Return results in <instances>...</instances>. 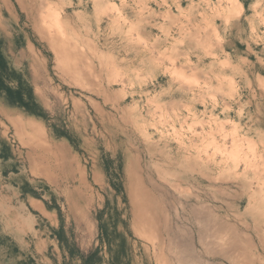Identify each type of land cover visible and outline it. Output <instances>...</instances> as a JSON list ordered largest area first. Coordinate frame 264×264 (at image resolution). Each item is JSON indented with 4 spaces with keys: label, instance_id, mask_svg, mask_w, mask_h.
Here are the masks:
<instances>
[{
    "label": "rangeland",
    "instance_id": "1",
    "mask_svg": "<svg viewBox=\"0 0 264 264\" xmlns=\"http://www.w3.org/2000/svg\"><path fill=\"white\" fill-rule=\"evenodd\" d=\"M0 54V264H264V0H0Z\"/></svg>",
    "mask_w": 264,
    "mask_h": 264
},
{
    "label": "crops",
    "instance_id": "2",
    "mask_svg": "<svg viewBox=\"0 0 264 264\" xmlns=\"http://www.w3.org/2000/svg\"><path fill=\"white\" fill-rule=\"evenodd\" d=\"M41 188V190H47L48 193L50 192V187L48 185L42 186ZM17 193L18 197L21 198L23 207L31 212V219L34 220L30 231L35 232V229L41 226L42 230H37V233H34L35 241L33 243V251L36 255H39V253L44 251L48 242L52 243L51 239L59 243L57 240V233H59L63 226L61 223L62 214L59 216V209L61 213L60 205L58 202L55 204L45 199L43 194L32 182L17 186Z\"/></svg>",
    "mask_w": 264,
    "mask_h": 264
},
{
    "label": "trees",
    "instance_id": "3",
    "mask_svg": "<svg viewBox=\"0 0 264 264\" xmlns=\"http://www.w3.org/2000/svg\"><path fill=\"white\" fill-rule=\"evenodd\" d=\"M6 74V64H5V61L2 57V55L0 54V89L4 90L5 92L11 94V95H15L17 97H19V99L17 100L18 103L20 105L24 104L21 102L22 98L20 97V92L19 90H11L7 85H5L3 83V77L5 76ZM25 107H28V104L27 105H23ZM33 112H36L33 110ZM37 113V112H36ZM60 209H59V216H60ZM57 238H59V240L61 239V235H60V232L57 233ZM96 254V251L88 254L86 257H82V260H83V264H93L95 262V259H94V256Z\"/></svg>",
    "mask_w": 264,
    "mask_h": 264
},
{
    "label": "bare ground",
    "instance_id": "4",
    "mask_svg": "<svg viewBox=\"0 0 264 264\" xmlns=\"http://www.w3.org/2000/svg\"><path fill=\"white\" fill-rule=\"evenodd\" d=\"M48 29H49V28H48ZM41 30H42V28H41ZM53 30H54V29H53ZM47 31H48V30H47ZM51 31H52V30H51ZM51 31H50V34H51ZM56 31H57V30H56ZM61 31H62V30H61ZM44 32H45V31H44ZM48 32H49V31H48ZM52 33L54 34V31H53ZM53 34H52V35H53ZM59 34H60V33H59ZM56 35H58V34H55V36H56ZM53 36H54V35H53ZM58 36H60V35H58ZM58 36H56V37H58ZM62 36H64V35H62ZM60 38H61V37H60ZM60 38H59V39H60ZM66 38H68V37L66 36ZM62 39H63V38H62ZM64 39H65V37H64ZM60 40H61V39H60ZM67 40H68V39H65V41H67ZM56 41H57V40H56ZM56 41H54V42H56ZM51 42H52V41H51ZM57 42H58V41H57ZM68 42H70V41L68 40ZM58 43H59V42H58ZM61 43H62V42H61ZM71 44H74V43H71ZM59 45H60V46H59V47H60L59 50H61V49L64 50V48H62V46H64L65 44H64V45L62 44V46H61V44H59ZM67 45H68V44H67ZM67 45H66V46H67ZM69 45H70V43H69ZM66 46H65V48H66ZM72 46H73V45H72ZM67 49H68V48H66V50H67ZM70 49H71V47H70ZM70 49H68L69 52H70ZM73 49H74V48H73ZM73 49H71V50H73ZM75 50L77 51L78 49L75 48ZM76 51H75V52H76ZM79 51H80V50H79ZM79 51H78V53H79ZM63 53H64V52H63ZM63 53H62V54H63ZM76 53H77V52H76ZM80 53L82 54V52H80ZM60 54H61V52H60ZM66 55H68V53H67ZM69 55H70V54H69ZM69 55H68V59H69V60H68V64L70 65L69 61H72V60H70ZM61 56H62V55H61ZM63 56H64V55H63ZM71 56H73V53H72ZM76 56H77V54H76ZM79 56H80V55L78 54V57H79ZM66 57H67V56H65L64 59H66ZM73 57H74V56H73ZM83 57H84V55H83ZM57 58H60V57L57 56ZM75 59L77 60V58H75ZM78 59H80V57H79ZM82 59H83V58H82ZM92 60H94V59H92ZM66 62H67V61H66ZM66 62H63V63H66ZM71 63H72V62H71ZM74 65H75V64H74ZM76 65H77V64H76ZM77 66H78V65H77ZM72 68H73V63H72ZM89 75H90V74H89ZM134 183H135V182H134ZM136 183H137V182H136ZM140 187H141V185H140ZM137 189H138V188H137ZM133 197H134V196H133ZM136 200H137V199H136ZM41 212H42V211H41ZM46 213H47V212H46ZM48 217H49V214H48ZM50 220H51V218H50ZM138 231H139V230H138ZM140 231H141V230H140Z\"/></svg>",
    "mask_w": 264,
    "mask_h": 264
}]
</instances>
